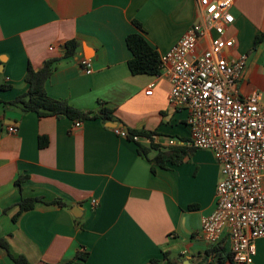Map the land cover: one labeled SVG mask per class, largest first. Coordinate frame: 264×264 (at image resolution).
<instances>
[{"label":"crops","instance_id":"1","mask_svg":"<svg viewBox=\"0 0 264 264\" xmlns=\"http://www.w3.org/2000/svg\"><path fill=\"white\" fill-rule=\"evenodd\" d=\"M230 12L234 22L225 34L235 42L231 54L247 56L239 94L257 90L264 104V40L252 49L255 36L264 32V0H234ZM200 19L197 0H0V81L9 85L0 100L28 89L29 64L38 68L57 58L45 82L49 97L82 110L111 108L114 127L143 133L137 142L148 149L149 159L158 148H189L187 110L168 102V68L132 74L125 39L138 32L161 55ZM212 36L209 30L197 49H205ZM69 40L78 45L64 57ZM85 58L89 74L80 65ZM0 119V236L13 255L30 264H151L154 259L199 264L212 247L200 236L220 178L210 150L194 148L181 162L154 165L152 172L137 142L120 137L108 122L86 120L74 128L67 117H38L2 103ZM7 125L18 132L9 134ZM39 137H46L45 146L39 147ZM18 177H25L19 187ZM26 197L61 199L65 206L38 202L13 221L17 203ZM217 244L225 249L223 264H229L225 230ZM0 264H13L1 249ZM253 264H264V237L256 240Z\"/></svg>","mask_w":264,"mask_h":264},{"label":"built area","instance_id":"2","mask_svg":"<svg viewBox=\"0 0 264 264\" xmlns=\"http://www.w3.org/2000/svg\"><path fill=\"white\" fill-rule=\"evenodd\" d=\"M234 0H197L201 19L190 26L166 52L160 68H168L169 104L185 107L190 137L187 145L210 150L220 168L214 210L201 219L200 236L216 245L223 231L230 242L229 264H253L256 240L264 237V104L261 93L253 90L241 96L238 81L247 56H234V39L225 32L234 22L230 12ZM209 30V45L199 51L197 44ZM80 65L89 74L90 59ZM146 94L152 92L148 85ZM0 119V123H1ZM81 121H74V128ZM16 134V125H7ZM120 137L124 129L114 127ZM132 141H139L137 135ZM174 144L173 139L167 141ZM95 207L97 200L92 199Z\"/></svg>","mask_w":264,"mask_h":264},{"label":"trees","instance_id":"3","mask_svg":"<svg viewBox=\"0 0 264 264\" xmlns=\"http://www.w3.org/2000/svg\"><path fill=\"white\" fill-rule=\"evenodd\" d=\"M134 24L140 29V24L133 20ZM264 40V32L256 35L253 42V48L255 49ZM126 45L131 52L127 64L132 74H157L160 70V55L159 53L147 42L145 37L138 33H130L126 36ZM77 42L75 40H69L64 45V57L72 56L77 48ZM57 58H51L45 60L40 67L33 68L30 64L27 67V73L25 75V81L28 84V89L15 99L10 101H1L0 104L6 106H18L22 112H35L38 117L44 116H56V117H67L74 121H86V120H100L102 124L106 122L115 121L113 116V110L106 105L100 104V108L97 111L82 110L69 105L65 100H57L49 97L45 92V82L50 76L51 72L55 69ZM9 85L4 84L0 81V91L5 90ZM128 139L131 140L133 135L143 136L141 131L128 130ZM132 141V140H131ZM39 147H43L47 144L46 137H39ZM154 147V145H151ZM193 147L184 148L182 146H176L164 151L158 148L157 154L149 159L147 157L148 149L141 143L137 142L138 154L152 164L151 171L155 172L154 165L163 167L166 162L179 163L182 157L188 152H192ZM25 177H18L14 184L19 187L22 180ZM46 203L50 205L65 206V203L61 199H55L52 201H43L40 197H26L21 198L17 203V211L12 216V220L16 221L17 218L28 210L35 207L36 203ZM0 249L5 252L7 257L12 261L13 264H30L29 261L23 255H13L10 251L7 240L0 236ZM225 251L224 247L212 245L207 249L204 255L201 257L199 264H223V258L221 252ZM228 263L231 262V253L228 254ZM86 254L79 255V260H85ZM166 256V254H164ZM210 256H216L209 259ZM151 264H158L157 260H151ZM168 264H172L168 261Z\"/></svg>","mask_w":264,"mask_h":264},{"label":"water","instance_id":"4","mask_svg":"<svg viewBox=\"0 0 264 264\" xmlns=\"http://www.w3.org/2000/svg\"><path fill=\"white\" fill-rule=\"evenodd\" d=\"M107 125L110 126V127H114L115 123L114 122H108Z\"/></svg>","mask_w":264,"mask_h":264}]
</instances>
